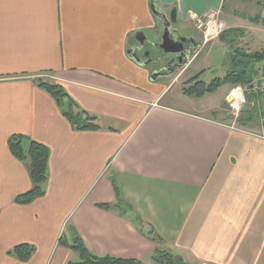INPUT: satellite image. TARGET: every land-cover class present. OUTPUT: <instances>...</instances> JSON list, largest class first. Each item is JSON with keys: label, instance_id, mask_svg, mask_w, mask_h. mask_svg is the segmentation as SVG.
<instances>
[{"label": "crops", "instance_id": "crops-1", "mask_svg": "<svg viewBox=\"0 0 264 264\" xmlns=\"http://www.w3.org/2000/svg\"><path fill=\"white\" fill-rule=\"evenodd\" d=\"M225 2L0 0V264L75 261L58 245L68 228L97 256L154 264L157 245L132 215L97 207L117 202L112 179L143 229L188 263L264 264L263 111L232 131L220 106L173 98L128 55L138 33L160 36L151 3L176 9L179 31L194 34L189 14ZM43 74L100 129L74 131L37 87ZM251 101L260 108L264 96ZM14 135L50 152L45 196L29 205L14 202L31 188L27 165L8 149ZM19 244L35 247L29 261L8 255Z\"/></svg>", "mask_w": 264, "mask_h": 264}, {"label": "trees", "instance_id": "trees-1", "mask_svg": "<svg viewBox=\"0 0 264 264\" xmlns=\"http://www.w3.org/2000/svg\"><path fill=\"white\" fill-rule=\"evenodd\" d=\"M250 21L254 24H264V21L259 20L258 16L251 17ZM237 31L228 32L226 30L220 35L219 40L231 48L234 41L237 40L235 39ZM228 54L229 58L226 63L228 66L227 73L222 79H215L207 85L199 81V74H197L187 82V87L182 89V95L201 99L206 95L215 93L223 85H247L257 73V64L264 61V51L251 53L237 47ZM35 82L38 88L44 90L55 101L62 115L67 119L74 131H97L100 129L98 119L81 110L60 84L40 79ZM218 114V112L212 113L213 116ZM252 118L253 116L249 117L248 121ZM226 119V121L230 120L229 117ZM243 120L242 117L237 120V123L241 125ZM7 145L12 156L27 165L31 181L30 190L17 196L14 202L18 205H29L36 199L45 196V184L49 176V149L45 145L21 135L11 136L7 141ZM111 182L117 202L115 204H100L97 207L105 211H118L122 216L124 213H130L138 230L157 245L151 256L154 264H191L188 263L187 257L183 253L162 248L165 245L164 240L153 228L143 229L140 217L121 198L114 179ZM58 245L76 255V260L70 261L68 264H142L135 259H122L113 256L100 257L95 255L85 246L80 236L71 228H68L67 234L61 235ZM34 253L35 247L33 245L19 244L13 247L8 252V255L13 256L20 262H27Z\"/></svg>", "mask_w": 264, "mask_h": 264}, {"label": "rangeland", "instance_id": "rangeland-1", "mask_svg": "<svg viewBox=\"0 0 264 264\" xmlns=\"http://www.w3.org/2000/svg\"><path fill=\"white\" fill-rule=\"evenodd\" d=\"M255 16H258L259 20L261 19V21H264V0H226L223 9L218 11L217 20L220 27V34H223L226 30L228 32L238 30L235 37L237 40L234 41L233 46L231 48L226 46L219 41V38L213 40L210 38L206 45H201V49L199 50L198 48L196 50L197 53L191 57L188 66L183 69L175 70L173 75L169 78H160L157 79V81L166 84L167 87L170 86V96H173L175 99H181V96H183L181 93L182 89L187 87V82L197 74H199V81L204 82L207 85L212 83L215 79H222L227 73L228 66L226 63L228 62L229 52H232L237 47L238 49H244L246 51L250 50L251 53L264 51V24L252 23L250 18ZM177 26V29H179L180 26ZM231 26H233V28ZM161 33L162 28H160L159 39ZM193 33L200 40L199 34L197 35L196 32ZM257 44H259L261 49L254 47V45L257 46ZM262 63L263 62L257 64V73L254 78L248 83V85L243 86H249V88H252L253 83L259 79L257 74ZM152 74L153 73H151V75ZM46 76V74H43L41 77H37L36 80L40 79L42 81L52 82L51 79ZM230 89V85H223L215 93L204 96L203 100L200 101L195 99L197 106L204 103L215 104L223 109L226 118L230 117L231 112L227 106L225 98ZM258 96L262 95H251L252 99ZM173 104L178 105L176 101L173 102ZM254 104L255 101L249 103L245 102L242 105L241 110H243V121H248L251 116L255 117L259 111H263L262 113H264V104L261 107L257 105L260 108H257ZM230 121L231 120L228 119L226 123L232 125V122ZM235 124L237 127L238 123L236 122ZM228 128L232 131H241V129L237 130L231 129L230 127Z\"/></svg>", "mask_w": 264, "mask_h": 264}, {"label": "built area", "instance_id": "built-area-1", "mask_svg": "<svg viewBox=\"0 0 264 264\" xmlns=\"http://www.w3.org/2000/svg\"><path fill=\"white\" fill-rule=\"evenodd\" d=\"M217 9H211L205 12L202 15H197L195 13H190V19L193 23V27L195 31L200 35L202 44H206L208 39H215L220 35V27L217 20ZM259 79L255 81L252 88L249 86L236 85L230 89L226 96L227 106L230 109V116L232 119V125H229L231 129L240 130L236 127V121L240 118L242 113V105L246 102L248 103V97H251L252 94H258L264 96V61L261 65V68L257 74ZM256 76V77H257ZM232 97V100L228 98ZM264 124V116L262 117V121Z\"/></svg>", "mask_w": 264, "mask_h": 264}, {"label": "water", "instance_id": "water-1", "mask_svg": "<svg viewBox=\"0 0 264 264\" xmlns=\"http://www.w3.org/2000/svg\"><path fill=\"white\" fill-rule=\"evenodd\" d=\"M151 13L152 15L159 20V22L162 25V34L160 37V43H159V49L162 51V57L167 56H178V64L174 68V70L170 71L167 75H161V73H154L150 75V80L152 82L157 81V79L160 78H169L173 75L175 70L183 69L189 64L190 57L195 54L196 49L201 47V44L196 43L194 41L193 37H184L181 36V34L177 30L171 31V26L177 25V12L176 9H172L171 13L169 15L165 12L159 11L156 9L155 5L151 3L150 5ZM171 34L176 35L177 39H171ZM137 44L142 45L145 41V35L143 33H138L135 38ZM193 42L195 45V49L193 51H185L184 50V43ZM128 55L131 57V59L137 63L141 64L143 66H147L148 63H142L140 60H138L135 55L132 53V50L128 52Z\"/></svg>", "mask_w": 264, "mask_h": 264}, {"label": "flooded vegetation", "instance_id": "flooded-vegetation-1", "mask_svg": "<svg viewBox=\"0 0 264 264\" xmlns=\"http://www.w3.org/2000/svg\"><path fill=\"white\" fill-rule=\"evenodd\" d=\"M169 14V13H168ZM159 22V20H158ZM161 24V23H160ZM177 25L171 26V31L172 30H177L181 36H184L186 38L188 37H193L194 41L198 42V39L195 34L192 33H182L177 29ZM162 28V25H161ZM144 34V33H143ZM162 34V33H161ZM145 35V41L143 42L142 45L137 44L135 41L136 36L134 37V46L132 50V53L135 55V57L140 60L142 63L147 62L150 68H152L151 73H161V75H167L170 71L174 70V68L178 64V56L173 57V56H167V57H162V51L159 49V35L158 37H155L153 39L152 36H149L148 34ZM171 39H177L176 35L171 34ZM185 51H193L195 49V45L193 42H188L186 41L183 45Z\"/></svg>", "mask_w": 264, "mask_h": 264}, {"label": "bare ground", "instance_id": "bare-ground-1", "mask_svg": "<svg viewBox=\"0 0 264 264\" xmlns=\"http://www.w3.org/2000/svg\"><path fill=\"white\" fill-rule=\"evenodd\" d=\"M228 99H229V100H232V97H229Z\"/></svg>", "mask_w": 264, "mask_h": 264}]
</instances>
